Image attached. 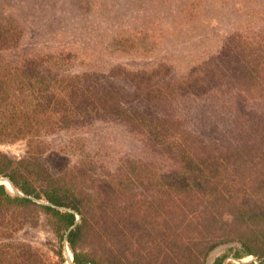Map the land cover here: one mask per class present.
<instances>
[{
    "label": "trees",
    "instance_id": "1",
    "mask_svg": "<svg viewBox=\"0 0 264 264\" xmlns=\"http://www.w3.org/2000/svg\"><path fill=\"white\" fill-rule=\"evenodd\" d=\"M16 31L10 24L0 28V49L15 50L13 57L0 55V142L52 131L54 120L72 117L64 112L75 103L103 113L118 106L113 90L82 93L80 76L62 72L78 62L76 51L17 49ZM228 47L237 58L231 67L207 58L151 85L143 83L145 74L127 73L135 93L160 113H129L150 159L126 160L114 176L85 187L73 176L49 173L33 157L0 152V179L13 189L0 184V217L42 218L56 241L52 264H64V248L71 264H206L207 254L225 242L236 243L231 255L224 249L209 264L229 256L264 264V29L236 33ZM191 91L221 102L230 116L224 130L211 127L200 136L187 127L175 102ZM159 153L164 167L150 161ZM23 250L40 263V253Z\"/></svg>",
    "mask_w": 264,
    "mask_h": 264
},
{
    "label": "rangeland",
    "instance_id": "2",
    "mask_svg": "<svg viewBox=\"0 0 264 264\" xmlns=\"http://www.w3.org/2000/svg\"><path fill=\"white\" fill-rule=\"evenodd\" d=\"M184 5L190 7L185 13ZM7 24L17 29V49L76 51L78 64L62 72L80 76L77 87L82 93L89 89L115 93L118 108L109 112L90 103H75L64 112L72 117L54 120L58 124L52 131L0 142V152L11 158L33 157L49 173L73 176L89 187L99 178L114 176L126 160L150 159L148 147L128 122L129 113L149 118L158 116L160 109L135 93L136 84L127 73L145 74L143 83L151 85L164 84L207 58L231 67L237 58L228 47L230 38L264 29V0H0V28ZM3 53L11 55L15 50L0 49ZM200 95L193 97L192 92L177 97L175 103L187 127L200 136L210 135L211 127L224 130L230 122L223 111L226 108L214 96ZM160 156L150 161L164 167L167 163ZM0 184L12 192L6 179H0ZM55 244L42 218L20 222L7 214L0 217V252H6L0 253V264H35L31 251L23 250L28 247L40 253L39 264H52ZM234 245L225 242L214 247L205 263ZM64 257V264H71L66 248ZM227 261L257 264L252 256H229L223 264Z\"/></svg>",
    "mask_w": 264,
    "mask_h": 264
}]
</instances>
